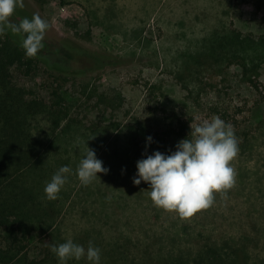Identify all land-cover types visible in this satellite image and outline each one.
<instances>
[{"label": "rangeland", "instance_id": "1", "mask_svg": "<svg viewBox=\"0 0 264 264\" xmlns=\"http://www.w3.org/2000/svg\"><path fill=\"white\" fill-rule=\"evenodd\" d=\"M23 4L12 16L17 17L20 12L23 19L38 13L48 21L43 47L48 55L52 56L60 43L68 39L89 51H105L119 58L110 59L112 63L102 69L67 78L43 64L31 75H19V85L37 96L49 99L54 88L64 91L77 120L75 128L63 135L59 133V139L50 141V116L39 115L33 121V128L42 144L56 143L61 149L67 145L71 154L78 148L79 163L87 144L98 151L106 142L126 147L138 138L146 146V138L157 140L160 131L168 130L176 122V116L192 118L196 124L218 115L232 127L233 123L238 125L233 129L238 151L230 161L234 183L225 190L226 195L215 193L213 203L207 208L190 217H180L175 211L151 205L148 186L143 181L139 185L133 182L127 185L133 190V198L118 208L124 223L121 231L130 234L133 245L144 249L156 234L166 231L170 236L177 224L191 229V236H185L183 241L191 244H182L184 247L198 243V239L212 238L221 243L224 239L256 236L258 242H251L255 251L253 259L264 258V42L261 38L264 0H23ZM225 20L243 34L255 37L241 52L249 63L260 64L259 75L253 77L256 87L243 76L239 64H232L224 75L212 80L205 78L210 84L202 82L201 87L197 71L190 69L189 58L208 49V38ZM71 65L72 71L77 70L76 64ZM98 125L108 126V131L101 133ZM61 126L65 130L66 122ZM140 130L146 131L147 136L141 135ZM168 140L172 144L180 141L173 137ZM54 155L50 160H54ZM57 169L30 183L36 197L43 193L40 198L43 200L44 186ZM75 170L76 166L57 198L52 200L56 202L55 210L69 193L74 196L79 190L81 182ZM99 182L103 186L102 178ZM115 191L117 195L118 190ZM97 205L91 206L93 212ZM77 214H72L67 222L71 230H82L80 236L87 246L92 241L100 248L101 255L106 254L99 244L97 231L101 223L96 224L99 220H94L93 213L87 221L82 220L81 213L78 217ZM256 221L258 231L252 227ZM59 222L55 221L54 230ZM71 234L67 228H61L59 237L71 238ZM37 257L41 258L38 254Z\"/></svg>", "mask_w": 264, "mask_h": 264}, {"label": "trees", "instance_id": "2", "mask_svg": "<svg viewBox=\"0 0 264 264\" xmlns=\"http://www.w3.org/2000/svg\"><path fill=\"white\" fill-rule=\"evenodd\" d=\"M17 17L22 19L20 12ZM17 17L11 16L10 20L19 23ZM218 27L219 29L208 38V49L189 58L192 66L189 68L197 71L199 75V87L202 82L209 83L205 82V78L212 80L216 76L224 75L232 64H239L243 76L256 87L257 82L253 77L257 76L260 64L249 63L241 52V49H247V43L255 41V37L252 34H243L233 23L226 20ZM261 38L264 42V36ZM262 48L264 56V45ZM110 59L119 58L105 51H89L68 39L60 43L52 56L42 48L36 56L29 58L20 47L19 35L10 31L0 33V264H58V258L51 251V246L69 239L59 237L61 228L71 231V239L87 248L86 242L80 236L82 230H71L67 223L75 213H78L77 217L81 213L80 217L84 221L93 213L94 220H99L96 224L101 223L97 231L99 244L106 252L101 255V264H257L259 261L264 264V258L253 259L255 251L251 242H258L256 236L252 238L255 240L244 236L237 240L224 239L221 243L212 238L198 239V243L184 247L182 244H191L190 241L186 244L183 242L185 236H191V229L187 225L174 224L176 229L170 236L166 231L160 235L156 234L144 249L133 245L130 234L121 231L124 229V223L118 207L130 203L133 198V190L127 185H132L133 176L137 171L136 162L143 158L146 148L138 138L130 139L126 147L115 142H106L98 151L96 149L97 157L109 171L99 173L100 177L97 176L88 185L81 183L77 193L74 196L69 193L56 210V202L44 197L43 200L40 199L43 193L36 197L31 186L33 184L30 183L37 177L44 178L47 172L62 165H68L71 169L77 167L79 152L77 148L74 154L69 153L67 145L61 149L62 146L56 143L51 146L42 144L35 134L33 121L42 114L50 116L52 141L59 139V133L71 131L77 120L71 113L64 91L54 88L49 99L37 96L33 91L19 85V75H31L33 70L43 64L48 70H56L61 77L67 78L88 70L107 67L112 63ZM71 63L77 65V70L70 69ZM224 118L226 119V115ZM176 119V122L171 124L172 127L160 131L161 135L157 140H153L151 147H147L148 154L154 150L170 154V151L175 150L176 144H172L168 139L173 137L181 140L188 136L192 118L176 116ZM64 122L65 130H61ZM225 122L227 123L226 120ZM233 125L232 129L238 128V125ZM97 127L101 133L108 131L106 125ZM140 133L147 136L146 131L140 130ZM66 152L68 155H65ZM53 153L55 158L50 160ZM72 174L71 171L68 177ZM100 178L104 182L103 186L99 182ZM144 184L149 187L147 182ZM144 197L147 199L146 194ZM95 204L98 205L93 212L91 206ZM150 204H153L151 199ZM57 220H60L59 226L54 230ZM256 223L257 221L252 223L254 229H257ZM262 235L264 237V233ZM37 254L41 256L40 259ZM67 263L90 264L83 257L80 260L69 259Z\"/></svg>", "mask_w": 264, "mask_h": 264}, {"label": "clouds", "instance_id": "3", "mask_svg": "<svg viewBox=\"0 0 264 264\" xmlns=\"http://www.w3.org/2000/svg\"><path fill=\"white\" fill-rule=\"evenodd\" d=\"M17 7H24L23 0H0V33L10 31L19 35L24 55L31 58L44 47L49 23L38 13L14 23L10 17ZM190 129L188 136L178 141L170 154L159 150L148 154L147 147L153 142V137L148 136L145 153L137 160V171L133 176L134 184L139 185L141 181L149 184L147 195L155 206L175 211L180 217H190L210 206L217 192L226 195L225 190L232 187L235 176L230 161L238 151L231 124L218 115L200 123L191 122ZM83 152L75 172L79 181L88 185L99 173L109 169L103 166V161L88 144ZM71 171L70 166L62 165L53 173L43 189L45 199L57 198ZM51 251L57 256L58 264L82 257L90 264H101V250L92 241L85 248L69 238L58 245L53 244Z\"/></svg>", "mask_w": 264, "mask_h": 264}]
</instances>
